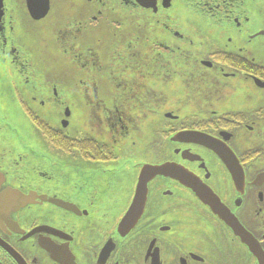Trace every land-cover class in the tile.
Returning <instances> with one entry per match:
<instances>
[{
  "label": "flooded vegetation",
  "instance_id": "flooded-vegetation-1",
  "mask_svg": "<svg viewBox=\"0 0 264 264\" xmlns=\"http://www.w3.org/2000/svg\"><path fill=\"white\" fill-rule=\"evenodd\" d=\"M0 264H264V0H0Z\"/></svg>",
  "mask_w": 264,
  "mask_h": 264
}]
</instances>
